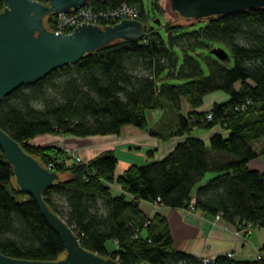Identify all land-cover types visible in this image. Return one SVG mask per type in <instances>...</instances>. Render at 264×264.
I'll return each mask as SVG.
<instances>
[{
	"label": "trees",
	"instance_id": "16d2710c",
	"mask_svg": "<svg viewBox=\"0 0 264 264\" xmlns=\"http://www.w3.org/2000/svg\"><path fill=\"white\" fill-rule=\"evenodd\" d=\"M119 1L88 0V4L109 9ZM127 2L141 6V39H118L32 84L20 85L0 101V128L45 167L65 159L52 170L60 175L68 172L69 177L42 195L82 247L120 264H187L184 259L191 256L175 249L165 216L155 212L148 218L140 209L142 201L159 199V205L200 209L211 217L220 213L234 226H264V170L249 167L264 154V145L260 149L254 145L264 138V8L209 19H180L192 22L188 26L166 22L163 35L145 23L142 0ZM4 6L6 0H0V10ZM154 6L158 9L155 1V10ZM212 43L227 47L225 61L209 52ZM216 91L227 99L213 103L206 113L199 111L205 96ZM182 99L190 106L187 115L181 111ZM247 101L248 108L238 111ZM165 108L174 113L175 124L156 136L187 137L163 158L131 165L118 176L112 149L86 163L70 164V156L58 146L28 144L45 134L117 135L124 125L143 130L148 127L147 112ZM207 113L211 119L205 118ZM215 126L221 131L206 142L191 135L193 129ZM114 182L122 194L111 191L108 184ZM110 241L116 246L113 250L106 247ZM64 251L34 199L16 187L0 148V252L22 259L55 260ZM214 264H264V260L238 261L223 254Z\"/></svg>",
	"mask_w": 264,
	"mask_h": 264
},
{
	"label": "water",
	"instance_id": "95a60500",
	"mask_svg": "<svg viewBox=\"0 0 264 264\" xmlns=\"http://www.w3.org/2000/svg\"><path fill=\"white\" fill-rule=\"evenodd\" d=\"M6 0L0 10V101L22 84H32L55 69L73 64L84 55L118 39H141V20L123 19L105 26L77 24L69 33H55L44 25L52 12H69L88 0ZM175 18L209 19L214 16L264 8V0H169ZM154 23L160 24L158 19ZM219 61L228 58L222 47L209 51ZM0 148L14 174L16 187L36 202L46 222L59 235L64 253L55 260H31L10 257L0 252V264H120L81 246L72 228L45 202L43 191L61 180L27 153L6 131L0 128ZM140 264H151L144 261Z\"/></svg>",
	"mask_w": 264,
	"mask_h": 264
},
{
	"label": "crops",
	"instance_id": "0c3cea01",
	"mask_svg": "<svg viewBox=\"0 0 264 264\" xmlns=\"http://www.w3.org/2000/svg\"><path fill=\"white\" fill-rule=\"evenodd\" d=\"M210 95L212 96V93L206 95L205 98ZM218 96H223L220 102L215 100L211 102L221 103L227 99L225 94H217L213 98ZM205 98L203 105L206 102ZM202 110L203 106L200 107L199 111ZM150 128L151 122L148 118L146 130ZM216 128L217 126L211 130L193 129L191 135L206 142L212 133L219 132ZM146 130L132 125H124L117 135L88 136L86 138H93L96 142L97 140H100L99 142L101 140L107 141L103 145L96 143L92 147H86L76 142L77 138L85 137L50 134L36 136L30 139L28 144L36 147L58 146L69 154L72 152L81 155L84 161H88L96 156L101 148L108 147L113 150L117 159L115 175L118 176L131 165L148 164L163 158L187 137V135H172L167 138L154 136L152 140V137L148 136L149 133ZM55 138L58 139L55 140ZM47 139L49 140L46 143L44 140ZM32 140L36 141L32 142ZM50 140L52 141L49 142ZM148 151H151V154L148 155ZM249 167L263 171L264 154L252 160L249 163ZM108 185L115 194L123 193L119 184L114 182ZM152 206L150 202L142 201L140 203V209L146 215L152 209ZM159 211L167 217L173 245L177 251L204 258H216L229 251L232 253V259L238 261H253L258 252L264 254V250H261L264 245V226H251L250 234L244 236L236 233L234 225L227 223L222 218L214 220L215 217L207 215L200 209H172L161 205ZM106 247L109 250H113L116 246L110 241L106 244Z\"/></svg>",
	"mask_w": 264,
	"mask_h": 264
},
{
	"label": "rangeland",
	"instance_id": "374dc122",
	"mask_svg": "<svg viewBox=\"0 0 264 264\" xmlns=\"http://www.w3.org/2000/svg\"><path fill=\"white\" fill-rule=\"evenodd\" d=\"M156 2V5L158 7V9L155 7V10L154 8L152 7L153 5V2ZM142 5H143V9H144V15H145V23L149 26H154L155 28H158L159 32L161 34L164 35V30H163V24L166 23V22H172L173 24H179V25H190L192 22H187V21H184V20H180V19H176L173 12L171 11V8H170V2L169 0H142ZM154 19H158L160 21V24H156L154 23ZM211 47H222L224 48L226 51L228 50L227 47L224 45V44H220V43H212L210 44ZM228 52V51H227ZM230 58V61H229V65H231L233 63V60L231 58V56L229 57ZM182 58L180 57V62H181ZM203 67H204V70L206 71V66L204 63H202ZM217 94H221V95H224L223 92L221 91H216V92H213L212 93V96H207L205 98V105H203V110L205 113L208 112L210 110L211 107H209L210 105H212L213 103L215 102H211L212 100L214 101H218L220 102L223 98V96H218V97H215L213 98V96H216ZM181 105H182V113L183 115H187V112L189 111V104L187 103V101L185 99H182V102H181ZM148 114V118L150 119V122H151V128L149 130H146L148 131L150 137H152V140L154 138V136L157 135V132H161V133H165L167 132V128L169 125L171 124H175V115L174 113L172 112V110H169L168 108H165L164 110H156V111H149L147 112ZM218 131H221V128L219 126H217L216 128ZM155 134H153V133ZM58 138H55V140H57ZM49 139L47 140H44L46 143L48 142ZM36 140H32V142H34ZM52 140H50L49 142H51ZM100 140H97V142L95 141V139L93 138H77L76 139V142H79L81 143L82 145H85L86 147H92L94 144L98 143L99 145H103L104 143H106L107 141L106 140H101V142H99ZM255 147L257 149H260L263 145H264V138H261L259 140H257L255 143H254ZM109 148L108 147H104V148H101L99 150V153L104 151V150H108ZM65 151V150H64ZM67 152V151H66ZM98 153V154H99ZM67 154L70 156V164H73L75 162L74 160V157L78 156L84 163L88 162V161H84L82 158H81V155L79 154H76V153H68ZM76 163V162H75ZM210 174L206 175V177L204 178L203 182L206 181V179L209 177ZM69 177V174L68 172H63L61 175H60V178L62 180H65ZM18 198H22V197H18ZM59 205L62 204V200H58L56 201ZM152 209L149 210L147 212V215L150 216V218L155 214V212H159L160 214H162L161 211H159V208L161 207V205H157V204H154L152 203ZM163 215V214H162ZM165 216V215H163ZM166 220H167V217L165 216ZM214 220H217L216 218ZM168 222V220H167ZM168 226H169V223H168ZM241 228V225H238V226H235V231L236 233L240 234V235H244L242 233V231H240L239 229ZM170 229V227H169ZM240 231V232H239ZM171 233V232H170ZM261 253V252H260ZM189 255V254H188Z\"/></svg>",
	"mask_w": 264,
	"mask_h": 264
},
{
	"label": "built area",
	"instance_id": "2783aa9c",
	"mask_svg": "<svg viewBox=\"0 0 264 264\" xmlns=\"http://www.w3.org/2000/svg\"><path fill=\"white\" fill-rule=\"evenodd\" d=\"M94 2H101L105 0H92ZM141 6L138 4L128 3L127 0L119 1L118 5L114 8L109 9H94L92 6L87 4L77 9H72L69 12H52L44 18V25L48 30L54 31L55 33H69L77 24H95L98 26H105L109 24L117 23L123 19H136L141 20ZM251 103L247 101L242 104L238 111H245ZM206 119H211V113L206 114ZM65 159H56L54 162L48 163L46 166L49 170H52L54 164H60ZM75 162L84 163L78 156L74 157ZM159 199H157L158 201ZM154 202V204L159 205ZM150 218L149 215H147ZM216 219L221 218L220 213L215 216ZM244 236L250 234L251 225L249 223H242L241 228ZM239 231V232H240ZM227 257L232 258L231 252L224 253ZM186 257L187 264H214L215 258H204L198 256ZM255 259H263L264 254L258 252Z\"/></svg>",
	"mask_w": 264,
	"mask_h": 264
}]
</instances>
